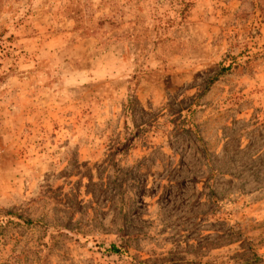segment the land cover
Masks as SVG:
<instances>
[{
    "label": "rangeland",
    "instance_id": "obj_1",
    "mask_svg": "<svg viewBox=\"0 0 264 264\" xmlns=\"http://www.w3.org/2000/svg\"><path fill=\"white\" fill-rule=\"evenodd\" d=\"M0 264H264V0H0Z\"/></svg>",
    "mask_w": 264,
    "mask_h": 264
}]
</instances>
